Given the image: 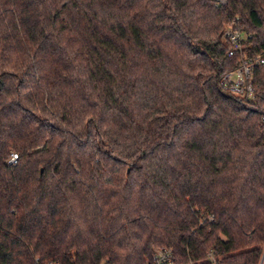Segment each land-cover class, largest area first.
I'll return each mask as SVG.
<instances>
[{
	"label": "trees",
	"instance_id": "obj_1",
	"mask_svg": "<svg viewBox=\"0 0 264 264\" xmlns=\"http://www.w3.org/2000/svg\"><path fill=\"white\" fill-rule=\"evenodd\" d=\"M236 18L264 61V0H0V264H258L264 62L255 102L221 89Z\"/></svg>",
	"mask_w": 264,
	"mask_h": 264
},
{
	"label": "built area",
	"instance_id": "obj_2",
	"mask_svg": "<svg viewBox=\"0 0 264 264\" xmlns=\"http://www.w3.org/2000/svg\"><path fill=\"white\" fill-rule=\"evenodd\" d=\"M220 2L222 0H215ZM223 37L228 42L230 49L229 56L241 54L240 64L237 68L225 72L220 78V87L226 93L241 96L248 102L256 101V87L254 84V70L264 61L261 56H248L243 53L246 50L247 35L244 32L239 19H233L225 28ZM243 53V54H242ZM18 156L12 154L9 161L14 164ZM209 264H218V258L213 251L206 254L204 260ZM148 264H182L177 255L169 248H154ZM258 264H264V247Z\"/></svg>",
	"mask_w": 264,
	"mask_h": 264
},
{
	"label": "rangeland",
	"instance_id": "obj_3",
	"mask_svg": "<svg viewBox=\"0 0 264 264\" xmlns=\"http://www.w3.org/2000/svg\"><path fill=\"white\" fill-rule=\"evenodd\" d=\"M243 27V26H242ZM244 28V27H243ZM263 247H264V244H263Z\"/></svg>",
	"mask_w": 264,
	"mask_h": 264
}]
</instances>
